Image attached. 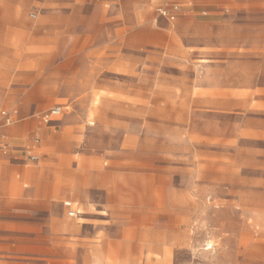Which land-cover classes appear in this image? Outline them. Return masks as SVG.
Segmentation results:
<instances>
[{"label":"rangeland","instance_id":"obj_1","mask_svg":"<svg viewBox=\"0 0 264 264\" xmlns=\"http://www.w3.org/2000/svg\"><path fill=\"white\" fill-rule=\"evenodd\" d=\"M73 3L0 0L21 6L28 22L9 24L0 9V35L17 41L0 45V52L8 47L3 70L13 89L19 75L38 70L73 73L74 83L94 88L58 102L65 105L54 117L59 127L49 128L55 136L48 142L42 138L38 161L25 162L19 151L27 134L24 143L9 135L0 180L9 173L18 203L0 193V264H91L77 246L87 236L71 235L72 226L108 229L94 241L100 249L118 240L107 264H264V0H125L118 37L101 27L96 2L83 4L79 25L69 27ZM32 34L62 40L26 49ZM88 35L92 44L84 42ZM70 36L82 40H65ZM54 51L59 58L37 56ZM19 96L0 92V119L17 110L9 125L16 131L23 119L40 120L56 105L2 104ZM90 99L91 107L81 103ZM65 129L72 145L59 136ZM53 179L115 185L118 215H111L109 189L51 203L30 193ZM52 229L62 231L54 236Z\"/></svg>","mask_w":264,"mask_h":264},{"label":"crops","instance_id":"obj_2","mask_svg":"<svg viewBox=\"0 0 264 264\" xmlns=\"http://www.w3.org/2000/svg\"><path fill=\"white\" fill-rule=\"evenodd\" d=\"M124 1L125 0H75V3L70 5L69 11L71 12V15L69 16L68 22L70 24L69 27L72 29L77 27L82 20V5L89 9H91V4L96 2L97 6L99 7V13H100V22L101 27H113L114 28V36L118 37L119 30L123 28L124 24ZM177 4V3H176ZM181 4V3H179ZM177 4V5H179ZM62 7V4H54L53 7L56 8ZM1 11L5 12L3 15L4 20L9 24H18L20 27H26L28 26L27 20H25L21 13L22 9L19 5H2L0 6ZM61 10V9H60ZM56 11V10H54ZM175 13L171 14V20L175 19ZM94 19L93 11L92 14H88L85 16L86 21H92ZM114 38V37H113ZM82 40V38H76V37H65V40ZM62 40V37L60 34L55 36H48V35H38V34H32L31 36L26 38L25 44L26 49L28 48H47L50 44H58ZM118 41V39H116ZM17 42L14 37L0 35V45L1 44H9ZM85 44H92L93 38L92 36H86L84 38ZM3 51L0 52V92H18L20 93L19 98H8L2 100V104H8L13 105L15 107H21V108H45L51 105H54V107H60L65 106L64 104L58 103L59 101L63 100H74L75 97L72 96L74 92H92L94 91V88L92 86V83H80V82H73V73H61L60 70L54 71L52 74L47 73H40L39 70L37 72H30V73H23L19 75L17 79H15L13 82H15L17 87L12 88L10 85V78L9 74L6 72V70H3L5 66V59H7V52L5 51L8 49V47H2ZM92 49V48H91ZM17 54V52H12L13 57ZM92 51L87 53L88 56H92ZM99 55V53H95ZM25 54H23L24 56ZM40 59H52V58H59L60 53L58 51H54L52 53L50 52H42L37 55ZM26 65V63H23ZM75 76V75H74ZM99 91H103V89L99 88ZM58 103V104H57ZM82 104H84L86 107H91L92 99L90 100H82ZM6 113V112H5ZM18 111H11L9 114H6L4 119H0V134H1V143L3 145H7V151H11V141L9 139L10 134H16L20 137L18 138V143H24V136L27 134V145L22 149L19 150L20 152H23L25 156V162H32L30 160L31 156H36L37 160H39V156L35 153L36 150L40 149L42 146V138H44V142H48L51 138V131H49V128H56L59 127L56 122H47L43 118L40 120H35L30 118L29 120H24L19 124V127L17 128L18 131L10 128V123L7 122V119L17 118ZM20 121V120H19ZM11 122V121H10ZM45 125V126H43ZM37 126L36 131L34 130L31 133V129ZM69 127V126H67ZM67 129L60 131L59 136L61 137L62 141H66L68 145H72L70 141V136L67 134ZM55 136L54 134L52 135ZM72 140V139H71ZM5 152L2 148H0V153ZM22 154V153H21ZM9 178V173H5V179L0 180V193L5 195L6 202L8 204H14L18 203L15 201L11 194L14 192V188H16L15 182H13L12 179ZM28 185H25V188H27ZM109 189L111 190L109 197V204L111 206V215L117 216L118 210L117 207L114 205L115 202L113 201V198L115 197V185H111L107 181H103L101 179L96 180H83V181H77V180H71V181H63L61 179H53V180H47V181H39L36 183L34 189L31 190V194L33 197L41 200L44 203H51L53 200H55L57 197L61 195L69 196L70 198L74 199H87L89 197V193L92 189ZM69 189V190H66ZM23 196L25 197V192H23ZM22 202V200H19ZM71 202V201H66ZM72 203V202H71ZM10 229H13L18 232H25L27 231V228L23 226L14 227L11 225L9 227ZM67 230V229H66ZM71 235L75 236H84L86 235V238H80L79 243L77 244L78 247H81L84 254L82 257L86 259L91 264H95L96 262L99 264H107V260L110 253V248L114 247L118 244L117 239L113 240H106L99 249V245L96 244L94 241L96 240V237L99 234H102L105 232V235L108 236V229L103 228H96L94 230H90V233H88V230L83 229H77V227H70L69 228ZM58 231L62 230H54L52 229V235H56ZM60 234V233H59ZM63 234V233H62ZM104 234V233H103ZM58 241V240H53ZM4 264H12L9 259L4 260Z\"/></svg>","mask_w":264,"mask_h":264},{"label":"built area","instance_id":"obj_3","mask_svg":"<svg viewBox=\"0 0 264 264\" xmlns=\"http://www.w3.org/2000/svg\"><path fill=\"white\" fill-rule=\"evenodd\" d=\"M62 114V107H54L53 109H51L44 117L43 119L47 122H53L55 121L54 117L56 116H59ZM3 116H6V113L3 112L2 113ZM7 122L10 123V119H7ZM0 148H2L5 152L7 151V145H3L1 143V134H0ZM30 160L32 162H35L37 160V157L36 156H31L30 157ZM65 207H67L69 209V216L71 217H76L79 212L76 211L74 208H73V205L71 202H65L64 203Z\"/></svg>","mask_w":264,"mask_h":264}]
</instances>
